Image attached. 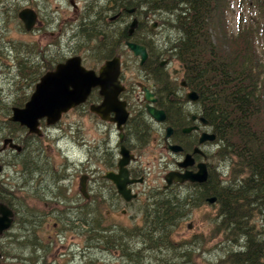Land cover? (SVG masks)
Instances as JSON below:
<instances>
[{
	"label": "flooded vegetation",
	"instance_id": "flooded-vegetation-1",
	"mask_svg": "<svg viewBox=\"0 0 264 264\" xmlns=\"http://www.w3.org/2000/svg\"><path fill=\"white\" fill-rule=\"evenodd\" d=\"M83 1L81 6L71 2L72 21L82 23L94 20L92 23L94 26L96 23L94 17L98 14L99 8L92 1ZM108 1L107 10L111 13L106 12L105 16L108 20L116 19L121 23L125 22V17L132 11L146 13V0H134L133 7H126L127 4L124 3V5L121 0ZM34 10L37 12L38 19L33 27L36 29L41 23V15L36 9ZM134 19L136 25L131 29V22ZM134 19L130 24L127 22L123 24L127 36L122 35L121 51L91 68L97 73L107 59L119 56L118 80L122 88L118 93V99L125 102V110L128 113L121 126L114 121L102 119L99 114L90 111L91 104L98 105L102 101L99 88L93 87L84 102L63 113L53 125H47L45 118L40 119V134L28 132V129L19 125L18 122L16 123L23 129L22 139L16 134L20 129L15 130V136L12 132L7 131L8 135H4L0 131V205L3 204L11 211L12 224L27 223L25 230L28 232L29 245L34 248V256L29 260L31 264H82L76 253L86 254V251L90 252L96 248L109 253L110 261H117V264H192L189 247L178 243L177 238L175 239L179 232L178 229L181 228V222L175 218L177 210L174 209V217L171 220L162 219L164 210L157 204L159 199L155 197H159L164 192L179 198L184 194H189V197L195 196V191L203 182H172L165 186L164 175L170 170L195 172L201 162L206 164L208 172L211 145L215 143V148L217 145L216 135L214 140L207 139L199 143L202 133L214 132L208 118L200 114L201 105L198 93L190 86L184 74L186 66L181 65L173 57L160 54L161 51H165L161 47L163 39L160 40V36H157L154 29L157 24L164 29L167 28L162 23V17L160 16L158 21H152L149 24H147V16L144 17L145 21H139L137 17ZM103 23L107 25L108 21ZM153 23H155L154 26H152ZM146 24L147 27L144 28ZM138 25L142 28L137 31ZM136 31V37L147 38L158 44L156 56H149L146 45L136 41ZM82 34L83 31L80 32L79 39L84 37ZM126 41L145 46L147 57L143 62L140 56H134L127 48ZM81 63L84 65L82 57ZM145 88L154 98L150 105L155 109L163 110L165 114L163 121H157L149 115L146 108L147 101L144 98ZM161 91L163 93H160ZM189 91L197 93L195 100L186 99V93ZM76 110L87 111L101 124H108L112 128L103 131V136L94 144L82 142L77 147L80 136L78 132L75 133L76 137L71 136L74 142L64 140L68 149L61 155L67 160L66 162L52 155L43 156L42 145H37L36 142L42 140L46 133L56 128L61 129L63 124L69 129L74 125L78 126L79 123L76 121L62 122L64 115ZM113 116L114 113H110V117ZM132 124H144L147 127L151 140L143 149L141 138L144 134L141 135L135 127L131 128ZM168 127L170 133L166 137ZM185 128H190V130L185 132L183 130ZM28 137L34 143L30 142L28 145ZM6 138H11L12 142L19 144L21 148L16 150L10 147L9 143L4 144ZM150 144L152 146L149 147ZM168 144L180 145L182 149L172 151L167 148ZM122 147L128 151V154L133 155L125 165L128 171L127 178L134 179L133 182H126L124 187L128 190V194L133 195L130 198L121 194L111 178L119 173L118 160ZM196 147L200 150L199 152H194ZM58 148L61 149L60 146ZM74 148L80 150L81 153L88 154L87 159L79 161L78 164L68 159V150L71 151ZM151 148H154L158 155L152 160V166L161 179L155 185L149 183L151 167L143 164L140 159ZM28 149L33 151L22 152ZM6 150L13 152L14 158L11 161H5L1 156ZM35 150L38 152H34ZM185 154L192 155V164L186 168L178 167V162L184 158ZM6 165H10L11 173H7ZM162 172H164L163 175ZM207 198H204L203 203L198 206L185 207L186 215L181 218V221L185 217L188 218L192 211L199 210L202 205L209 207L215 204V202L206 201ZM186 227L189 229L191 223L189 222ZM5 231L7 230L0 232V244H2ZM67 233L80 242L78 249L73 244H69L67 255H71V258L68 262L63 259L59 260L58 256L49 260L37 253L38 249H44V245L38 242L39 237L36 240V236L40 235L51 240L55 245L56 240L66 237ZM50 246L51 243L46 245L47 248ZM238 248L231 249L237 250ZM3 254L4 251L0 249V258Z\"/></svg>",
	"mask_w": 264,
	"mask_h": 264
},
{
	"label": "trees",
	"instance_id": "trees-1",
	"mask_svg": "<svg viewBox=\"0 0 264 264\" xmlns=\"http://www.w3.org/2000/svg\"><path fill=\"white\" fill-rule=\"evenodd\" d=\"M121 1L127 4H124L126 7L135 5L134 0ZM146 2V13L132 11L125 17V22L130 24L135 17L145 21L144 17L148 18L150 11L161 12L162 23L167 26L164 33L170 29L175 35L163 39L161 47L165 51L160 54L173 57L186 66L184 74L198 93L200 114L208 118L217 143L209 156L207 180L197 188L195 196L184 194L179 198L164 192L155 197L164 210L162 219L171 220L176 209L175 218L181 221L186 215L185 207L198 206L204 198L215 196V204L212 205L216 209L213 217L215 232H229L233 238L231 241L239 247L228 251L225 262L264 264V231L250 222L251 216L257 214L264 227V0H236L239 11L235 29L231 28L228 13L232 0ZM0 3L7 22L17 21L20 29L31 31L24 29L17 16L20 10L17 2L0 0ZM105 15L106 11L100 8L94 17V26V20L76 25V34L83 31L84 37L78 49L87 54L86 62L99 63L122 49V35L127 36L125 27L120 26L116 19L108 20ZM106 19L107 25L103 23ZM148 21L149 18L147 24ZM139 28L142 27L138 25L136 30ZM5 30H8L6 20L0 32V43L13 41ZM137 31L136 41L146 45L149 56H156L158 44L136 37ZM12 48L17 53L14 55L17 94L10 100L0 96V121L9 123L13 130H8V133L15 136V130L21 127L11 121L9 115L12 107L23 106L29 98L23 85L34 87L41 75L64 57L58 52L52 53L46 44L41 45L38 41L17 42ZM130 127L144 134L141 148H145L151 140L146 125L132 124ZM213 159L220 165V170L212 165ZM239 236L243 241L240 244L237 241ZM8 240L11 243L18 237L12 234Z\"/></svg>",
	"mask_w": 264,
	"mask_h": 264
},
{
	"label": "rangeland",
	"instance_id": "rangeland-1",
	"mask_svg": "<svg viewBox=\"0 0 264 264\" xmlns=\"http://www.w3.org/2000/svg\"><path fill=\"white\" fill-rule=\"evenodd\" d=\"M17 2L21 7L31 6L36 9L41 15V23L36 29L31 30L30 32H25L19 28L17 21L7 22V16L4 15L2 3H0V32L6 20V25L8 30L4 32L7 34V37H10V40L13 41H2L0 43V96L4 99H11L14 97L17 92L15 89L16 73H17V63L14 59V55H17L16 51L12 48V45L15 43L38 41L41 45H47V48L50 49L52 53L58 52L64 58L73 54H79L83 58V63L86 67H95L99 63H89L86 62L85 57L87 54L81 48L78 47L82 44V40L76 38L80 34H76V25L78 21H72V7L71 2L76 3L77 6H81L84 2L83 0H13ZM94 2L97 8L105 10L109 14L108 9V0H87L86 2ZM233 4L229 9V20L231 28L235 29L236 19L239 9L237 8L236 0H232ZM161 16V12H152L148 13V24L152 21H158ZM71 19V20H70ZM105 21H108L107 19ZM120 26H123L125 22H118ZM43 27V28H40ZM165 29L160 24L154 29V32L157 33V36H160V40H166V36H173L175 32L168 30L167 33H164ZM70 46V47H69ZM77 49L76 52H74ZM26 88L27 97H30V94L34 90V87L23 85ZM20 91V90H19ZM29 99V98H27ZM26 99V101H27ZM25 101V102H26ZM11 114V113H10ZM10 116V115H9ZM66 121H76L79 123L78 126H75L71 129L64 127L65 124L61 126V129L56 128L55 130L46 133L42 140H38L37 145H42V155L45 154L52 155V157L66 162L67 160L61 155L63 151H67L68 147L65 145L64 140L68 142L72 141L71 136H75V133H79L77 147L81 143H96L103 136V131L107 128H112L108 124H101L97 119L91 116L87 111H70L62 117V122ZM0 131L4 135H7L8 130H13L12 126L5 122L0 121ZM23 129H20L16 134L22 139ZM59 136V137H58ZM58 137V138H57ZM76 137V136H75ZM29 138V137H28ZM69 140H68V139ZM30 142L34 143L30 138L27 139V144ZM63 142V143H62ZM21 143V142H20ZM57 144V145H56ZM1 145V138H0ZM61 147L59 149L58 147ZM152 144L149 145V147ZM215 149V143L211 145L212 153ZM35 150L34 152H36ZM26 152L30 153V150ZM38 152V151H37ZM69 158L71 161H74L78 164L79 161H84L87 159L86 153H81L80 150L74 148L69 151ZM149 152V153H148ZM148 152L144 154L145 156L141 157L143 164L150 166L151 171H149V183L157 184L161 181L160 176L156 174L155 168L152 166V160L155 156H158L154 148L148 149ZM41 154V152H39ZM165 153V152H164ZM5 161H11L13 159V152L11 150H6L1 154ZM89 156V155H88ZM165 160V158H163ZM210 161V160H209ZM212 165L217 166L216 170H220V165L218 162L213 159ZM7 173H11L10 165H6ZM164 172H162L163 175ZM216 209L214 206L202 205L199 210L192 211L189 217H185L181 222V228L178 229L177 238L178 243L186 244L189 247L191 252L190 257L192 259V264H228L225 262L228 251L236 246L231 240L232 235L227 231H219L216 233V225L214 224V215ZM187 218V219H186ZM191 223V227L188 229L186 225ZM250 222H254L256 227L261 231H264L263 221L261 217L257 214H254L250 218ZM12 224V223H11ZM27 224V223H23ZM27 226H20L18 222H15L10 226L7 231L3 234V241L0 244V249L4 251V254L0 258V264H31L29 260L34 256L33 249L29 245L28 232L25 230ZM15 234L18 237V240L8 242L10 235ZM209 234V237H208ZM39 237V243H43V250L38 249L37 253L45 256L49 260L51 258H57L65 260L68 262V259L71 258V255H67L69 252V244L78 249L80 242L77 238L72 237L70 234H66V237L56 240L54 245L52 241L47 240L46 238L38 235L36 240ZM238 243H242V237H238ZM78 243L74 245V243ZM51 243L50 248H47L46 245ZM79 260L82 264H117V261H110L111 255L106 253L103 250L96 248L90 252L86 251L85 253H76ZM113 257V256H112Z\"/></svg>",
	"mask_w": 264,
	"mask_h": 264
},
{
	"label": "water",
	"instance_id": "water-1",
	"mask_svg": "<svg viewBox=\"0 0 264 264\" xmlns=\"http://www.w3.org/2000/svg\"><path fill=\"white\" fill-rule=\"evenodd\" d=\"M17 16L26 31L32 30L38 21L37 12L29 6L22 7L18 11ZM135 25L136 20L134 19L131 22V29ZM154 25L155 23L152 26ZM125 44L134 56H140L141 62L145 60L147 51L144 45L130 41H126ZM119 71V56L107 59L100 66L97 73L91 68H86L81 63L79 55L70 56L65 61L58 62L53 69L41 75L25 104L22 107L14 106L11 108L12 113L9 119L26 127L28 132L40 134V119L45 118L47 125H53L61 118L63 113L84 102L93 87H98L102 101L98 105L91 104L89 107L90 111L99 114L102 119L114 121L118 126H121L125 122L128 113L125 110V102L118 99V93L122 88L118 80ZM144 98L147 101L146 108L149 115L157 121H163L165 118L163 110L155 109L150 105V102L154 101V98H152V94L146 88L144 89ZM196 98L197 93L195 91L186 93V99L195 100ZM110 113H114V116L110 117ZM183 130L186 132L190 128ZM169 133L170 128L168 127L166 137ZM207 139L214 140L215 133H202L199 143ZM6 143H9L10 147L16 150L21 148L19 144L12 142L11 138L4 139V144ZM167 148L175 152L182 149L177 144H168ZM199 151L197 147L194 149V152ZM120 154L121 156L118 160L119 173L114 174L111 178L115 181L121 194H124L126 198H130L133 195L128 194V190H125L124 187L126 182H133L134 179L127 178L128 171L125 165L133 155L128 154V151L124 150L123 147L120 150ZM192 162V155L185 154L184 158L178 162V167L186 168ZM207 175L206 164L201 162L198 164V170L195 172L189 170H185L184 172L170 170L166 172L164 181L165 186L170 185L172 182L184 181L202 183L206 181ZM215 200V196L206 199L210 203L215 202ZM11 222V211L1 204L0 232L8 229Z\"/></svg>",
	"mask_w": 264,
	"mask_h": 264
}]
</instances>
